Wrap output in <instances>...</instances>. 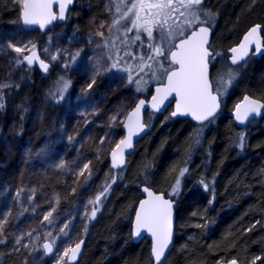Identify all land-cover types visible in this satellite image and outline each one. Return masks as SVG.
<instances>
[{
  "label": "rangeland",
  "instance_id": "374dc122",
  "mask_svg": "<svg viewBox=\"0 0 264 264\" xmlns=\"http://www.w3.org/2000/svg\"><path fill=\"white\" fill-rule=\"evenodd\" d=\"M18 5L14 0H0V47L4 49L0 51V85H11L0 88L3 97V107L0 108V219L7 218L0 233V238L6 241L0 244V264L1 261L57 264L64 249L86 239L88 226L94 220L88 221L85 216L86 209L89 214L91 210L88 201L105 186L104 178L109 167L95 178L92 174L87 180V172L83 177L78 176L80 168L91 161L90 167L94 172L104 159H108L115 143L122 138L118 127L126 114L138 100L148 98L152 88L161 84L163 78L150 81L137 92L134 83L128 84L126 72L112 71L96 76L95 84L88 88L92 82L94 62L105 54V49L96 47L90 39H101L95 35L98 30L108 36L106 30L99 28V23H111L115 14L112 0H77L66 24L54 25L45 33L26 32L15 14L7 16L5 11H10L8 7L17 8ZM202 9L208 11L204 7ZM209 12L212 20L208 26L214 31L212 50L219 54L211 62L216 91L220 76L232 69L227 62V51L233 43L228 46L219 44L217 18L212 11ZM10 41L29 47L30 42L34 43L35 50L45 62H49L50 53L55 54L57 50L73 54L81 50V54L68 68L64 67L62 55L59 60L50 62L48 74L40 75L35 69L25 67L24 63L16 64L13 58L18 54L7 47ZM144 50L147 51L146 48ZM234 70L236 81L221 98L224 104L229 100L226 95L242 78L243 71ZM62 80L68 81L69 86L60 99L57 88ZM53 93H56L55 99L51 95ZM116 115L122 122L113 125L111 118ZM101 138H105L104 144L100 143ZM61 161L65 164L64 169L58 167ZM183 176L179 174L180 185ZM171 193L172 190L168 194L170 198L176 197ZM104 199L96 217L102 211ZM17 208L21 216L18 222L11 220ZM53 208V223H42L43 216ZM66 223L69 224L66 229L68 235L64 236L60 228ZM28 232L33 235L27 236ZM48 232L57 238V250L47 258L42 244L48 239ZM22 235V243L31 247L16 252L15 241ZM66 259L61 264H66Z\"/></svg>",
  "mask_w": 264,
  "mask_h": 264
},
{
  "label": "trees",
  "instance_id": "16d2710c",
  "mask_svg": "<svg viewBox=\"0 0 264 264\" xmlns=\"http://www.w3.org/2000/svg\"><path fill=\"white\" fill-rule=\"evenodd\" d=\"M208 5L217 18L219 44L237 42L253 25L262 27L264 38V0H208ZM8 9L7 16L19 19L20 5ZM241 71L242 81L219 116L203 127L199 144L195 140L201 127L189 120L147 114L149 131L135 145L125 169L112 173L106 159L95 169L93 178L106 167V183H111L112 175L117 179L102 211L88 226L84 252L76 264H152L150 243L135 244L131 237L140 187L168 196L184 168L179 194L170 198L176 203L175 241L164 264L232 259L250 264L255 256L264 257V115L245 130L237 129L228 115L245 94L264 104V57L250 59ZM20 217L17 208L11 220L18 222ZM257 264H264V259Z\"/></svg>",
  "mask_w": 264,
  "mask_h": 264
},
{
  "label": "snow or ice",
  "instance_id": "6c2138e0",
  "mask_svg": "<svg viewBox=\"0 0 264 264\" xmlns=\"http://www.w3.org/2000/svg\"><path fill=\"white\" fill-rule=\"evenodd\" d=\"M14 2L20 4L21 17L26 26L38 24L43 30L53 20L66 18V4H70L72 0H62L58 16L51 11L50 0H14ZM112 3L115 5V14L111 23L107 25L104 21L99 23V28L106 30L108 36H105L104 31L98 30L95 35L101 39H90L96 47L105 49V54L95 60L92 82L88 88L91 89L95 84L96 76L112 71L126 72L128 84L134 83L137 92L142 91L150 81L166 77V83L156 88V94L152 96L150 105L154 111H159L164 101L174 94L176 111L172 113V116L191 115L199 122L201 128L197 130L195 140V143L199 144L204 122H211L210 118L215 117L221 106V98L237 77L236 71L229 69L220 76L216 91L213 93L208 76L209 65L219 54L211 49L209 42L210 27L208 25L212 20V14L203 11L201 7L203 0H112ZM260 27V25L252 27L243 37L241 44L230 50L233 53L230 58L232 65L238 64L249 54L251 45L255 46L254 54H259L264 50V38L260 35ZM143 37H146V40ZM30 44L29 47L12 41L8 43L7 47L18 54L13 58L17 65L26 62L31 68L35 62H39L40 68L47 72L50 62L59 60L62 55L64 56V67L68 68L81 54V50H77L75 54L57 50L55 54L50 53V61L45 62L37 55L36 45L31 42ZM133 49H139V51ZM0 51L4 49L0 47ZM25 52L29 54L20 55ZM45 52H49V49H45ZM165 62H168L167 66ZM10 86L5 84L0 85V88ZM68 86V81H61L57 88L60 99L63 98ZM51 95L53 99L56 98V93ZM2 100L3 97L0 95V108L3 107ZM145 104L146 101L140 99L135 109L128 114L127 122L124 123L127 135L115 143V147L111 150L112 169H119L126 164V150L133 147V137L144 131L145 125L140 117ZM262 108L264 104L245 96L243 102L236 104L233 115L240 124H244L251 114L260 115ZM111 119L113 125L122 122L118 121V115ZM69 139L71 140L72 137ZM240 139L241 147H243V135ZM104 142L105 138H101L100 143L104 144ZM97 159L100 157L98 156ZM90 164L91 161L85 163L80 168L78 176L83 177L87 172L88 176L85 179L90 178L93 174ZM58 167L64 169V162L61 161ZM186 171L187 168L182 169L180 176H183ZM109 179L111 183H106L100 193L88 201V205H91L90 214L87 209L85 211L88 221L95 219L97 212L100 211L103 198H106L117 176L112 175ZM201 182L204 183V181ZM179 185L180 180L177 179L170 195L179 194ZM204 187L208 190L209 186L204 183ZM143 191L147 194V199L141 200L136 210L132 234L134 237H139L141 231L146 230L153 240L151 253L154 264H163L166 259V249L172 237L173 201L155 194L148 186H145ZM19 195L18 192L17 196ZM54 211V208L48 211L43 216L42 223H53ZM6 221L7 218L0 219V233L3 232V225ZM68 228L69 224H64L60 228V233L67 236L66 229ZM26 235L31 237L33 233L28 232ZM47 238L42 245L44 255L53 254L57 250V238L53 233L48 232ZM23 239V235L16 239L14 251L19 252L21 248L31 247L29 244L22 243ZM4 243L6 241L0 238V244ZM82 243L81 240L74 246L64 249L58 257L57 264H61L69 252L74 258ZM262 259L264 257L255 256L250 264H257V261ZM229 264H239V261L232 259Z\"/></svg>",
  "mask_w": 264,
  "mask_h": 264
},
{
  "label": "water",
  "instance_id": "95a60500",
  "mask_svg": "<svg viewBox=\"0 0 264 264\" xmlns=\"http://www.w3.org/2000/svg\"><path fill=\"white\" fill-rule=\"evenodd\" d=\"M62 2V0H50V3H51V11L53 12V14L55 15H59V10H60V3ZM76 0H72V2L70 4H66V9H65V16L66 18L64 20H60V19H55L53 20L50 24H47L45 26V28L43 30L40 29L39 25L38 24H35V25H28L26 26L24 23H23V20H22V17H21V9H20V13H19V22H20V25H21V28L26 31V32H31V31H38L39 33H45L47 32L48 30H50L55 24L56 25H63L66 20H67V17H68V13L70 11V9L74 6ZM256 26V25H254ZM252 26V27H254ZM250 27L244 34L243 36L241 37L239 43L235 46V47H238L241 42L243 41V37L247 34V32L252 28ZM261 32H262V27H260V35H261ZM262 37V36H261ZM211 38H212V32L210 30V34H209V42L211 41ZM254 48L255 46L254 45H251L250 46V49H249V54L247 56L244 57V59L242 61H239L238 64L236 65H232L231 64V56L233 55V53L231 51H229V63L232 67H238L240 65H242L243 63H245L247 61V59L249 58V56L252 54L253 57L255 58H260V57H264V50H262L261 53L259 54H254ZM37 52V55L39 56L40 59L41 56L39 54V51L38 50H35ZM29 53H27L26 55H28ZM43 60V59H42ZM24 66L27 67L28 69H35L37 72H39L40 74H45L49 71V68H50V65H49V68L47 70V72L43 71L40 66H39V62H35L31 68L28 67L27 63L24 62ZM208 76H209V81H210V65H209V73H208ZM164 83H166V77H165V80H164ZM210 84H211V81H210ZM162 85V84H161ZM161 85H156L152 88V91H151V95L148 97V98H143L145 101H146V104L144 106V108L142 109V112H141V122L145 125V128H144V131L140 132L139 135L137 136H134L133 137V147L131 149H128L126 150V156H125V159H126V164L124 166H122L121 168L119 169H112L111 168V151L108 155V167L109 169L112 171V172H119V171H122L126 165H127V162H128V159L129 157L134 153V149H135V145L142 139L144 138L147 133H148V127L146 125V122H145V116L146 114H154V115H158V116H161V115H164L167 111H168V115H169V118L172 120V121H175L177 119H185V120H189L191 123H193L194 125L196 126H201L199 124V122H197L196 120H194L191 115H177V116H172V113L174 111H176V99H175V96L174 94L169 96L167 100L164 101V104L163 106H161L160 110L159 111H154L150 105V102H151V99H152V96L156 94V88L158 86H161ZM211 89L213 91V87H212V84H211ZM247 96L249 97L250 99L252 100H255L257 101L258 103H261L263 104L260 100L258 99H255L249 95H244L243 97H241L240 101L238 103H241L244 101V97ZM139 103V100L138 102L134 105V107L126 114L122 124H121V133H122V138L123 139L126 135H127V130L125 129L124 127V123L127 122V116L129 113H131L136 105ZM236 106V105H235ZM235 106L233 108V110L229 113V116L232 118V121L234 123V125L236 126L237 129L239 130H245L248 128V126L261 119L264 115V108H262L260 110V115H256V114H251L248 118V120L244 123V124H240L236 119H235V116L233 115L234 113V110H235ZM221 112V106L219 108V110L217 111L215 117H217V115H219ZM214 117V118H215ZM214 118H210V120H213ZM208 121H205L204 122V125L207 124ZM145 187V185L141 186L140 187V193H141V200L143 199H147V194L143 191V188ZM151 191H153L155 194L157 195H162L164 197V199H168V200H171L169 198L166 197L165 194L163 193H159V192H155L154 190L150 189ZM140 201L138 202L136 208H135V211H134V214H133V217H132V221H131V237H132V240H133V243L135 244H138L140 243L142 240H146L150 243V250H149V253H150V260L152 262V264H154V260H153V257H152V253H151V249H152V243H153V240H152V236L146 231V230H142L141 231V235L139 237H134L133 236V225H134V222H135V216H136V210L138 209L139 207V204H140ZM172 201V200H171ZM175 206H176V203L175 201H173V214H172V237H171V241L169 243V247L168 249H166V259L163 261V264L166 262L169 254L171 253L172 249H173V246H174V241H175ZM81 241V240H80ZM79 241V242H80ZM83 243L81 244V248L79 250V252L76 254V256L74 258H72V253L69 252L68 256H67V259H66V263L67 264H76L78 263V261L81 259L82 255H83V252H84V248H85V240L82 239ZM46 242V241H45ZM44 242V243H45ZM77 242V243H79ZM43 243V244H44ZM42 244V245H43ZM74 246V245H73ZM43 249V247H42ZM44 253V251H43ZM52 254L50 255H45L47 258L50 257ZM231 260L229 261H222V262H218L216 264H229Z\"/></svg>",
  "mask_w": 264,
  "mask_h": 264
},
{
  "label": "flooded vegetation",
  "instance_id": "af4514ba",
  "mask_svg": "<svg viewBox=\"0 0 264 264\" xmlns=\"http://www.w3.org/2000/svg\"><path fill=\"white\" fill-rule=\"evenodd\" d=\"M75 7V4H74V6L70 9V11H69V14H68V20H69V18H70V15H71V12H72V10H73V8ZM201 7H204L206 10H208L207 12H209V11H211V9L209 8V5H208V0H203V4L201 5ZM67 20V21H68ZM254 26V25H253ZM250 27H252V26H250ZM249 27V28H250ZM248 28V29H249ZM211 29V28H210ZM248 29H246V31L248 30ZM212 30V29H211ZM245 31V32H246ZM244 32V33H245ZM243 33V34H244ZM242 34V35H243ZM242 35H241V37H242ZM213 37H214V31L212 30V38H211V42H210V46H211V49H212V43H213ZM241 37H240V39H241ZM145 39H146V37H145ZM240 39L237 41V42H234L233 44H232V47L227 51V56H228V58H227V62H228V65L230 66V68H232V69H238V70H242V69H244L245 67H247V64H248V62H249V60L250 59H260V58H254L252 55L248 58V60H247V62L246 63H244V64H242V65H240V66H238V67H232L231 65H230V63H229V57H230V55H229V51L233 48V47H235L238 43H239V41H240ZM166 63V66H167V63L168 62H165ZM213 66H212V64L210 63V80H211V83H212V86H213V92L215 93V89H214V83H213ZM164 80H165V77H163V81H162V83L161 84H163V82H164ZM234 81H236V79L234 80ZM238 81V80H237ZM233 85V84H232ZM231 85V86H232ZM233 91H232V89H231V91L229 92V94L228 95H226V97H229L230 95H231V93H232ZM244 95H242L241 97H243ZM223 105V104H222ZM234 108V107H233ZM233 108H232V110H233ZM230 117V116H229ZM231 118V117H230ZM232 119V118H231Z\"/></svg>",
  "mask_w": 264,
  "mask_h": 264
}]
</instances>
